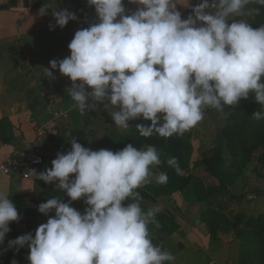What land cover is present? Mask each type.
Instances as JSON below:
<instances>
[{
	"label": "clouds",
	"instance_id": "obj_1",
	"mask_svg": "<svg viewBox=\"0 0 264 264\" xmlns=\"http://www.w3.org/2000/svg\"><path fill=\"white\" fill-rule=\"evenodd\" d=\"M128 2L138 6L131 14L124 0H87L98 22L77 30L70 55L44 68L50 79L56 69L70 78L66 90L81 115L103 105L119 130L142 119L135 125L140 136L168 139L195 128L207 108L226 117V106L250 94L264 107V23L253 28L245 19L260 16L264 0H200L186 19L178 0ZM47 9L61 28L78 19L57 9L54 0L41 15ZM252 117L264 120V111ZM70 143L71 150L58 152L52 167L31 173L87 207L81 213L59 196L49 198L38 211L54 215L34 236L21 235L9 247L27 246L30 264H173L175 256L154 244L150 232V225L159 227L162 208L145 210L139 191L168 181L166 172L154 173L164 162L158 149L128 144L114 152L86 148L76 138ZM166 163L180 172L175 157ZM19 219L12 199L0 191V245Z\"/></svg>",
	"mask_w": 264,
	"mask_h": 264
},
{
	"label": "rangeland",
	"instance_id": "obj_2",
	"mask_svg": "<svg viewBox=\"0 0 264 264\" xmlns=\"http://www.w3.org/2000/svg\"><path fill=\"white\" fill-rule=\"evenodd\" d=\"M245 19L258 28L264 23V10L260 16ZM99 107L85 115L76 109L67 126L57 121L44 145L47 155L56 158L58 152L71 150L75 130L84 131L79 143L86 148L122 150L137 121H130L131 126L121 131L108 110ZM256 111L264 107L252 94L235 107L226 106V117L207 108L203 121L183 135L188 149L182 155L180 174L191 177L192 184L154 201L142 195L145 210L153 205L162 208L157 216L159 227L150 225L151 236L154 244L175 256L173 264H264V232L258 225V220L264 222V120L253 119ZM146 145L150 144L141 147ZM3 175L0 191L12 199L20 219L10 223L11 231L0 245V264H17L22 248H10L8 241L33 232L32 217L44 215L38 211L39 204L53 196L64 202L70 198L36 176ZM70 203L81 213L87 207L83 200ZM171 234H176L172 240Z\"/></svg>",
	"mask_w": 264,
	"mask_h": 264
},
{
	"label": "crops",
	"instance_id": "obj_3",
	"mask_svg": "<svg viewBox=\"0 0 264 264\" xmlns=\"http://www.w3.org/2000/svg\"><path fill=\"white\" fill-rule=\"evenodd\" d=\"M48 2L0 0V163L37 139V128L41 126L45 127V134L40 140L45 145L56 122L71 124L76 110L66 90L72 86L70 78L56 69L52 70L55 79H50L45 77L44 68L50 69V61L54 59L59 61L69 56L68 45L75 32L97 23L98 17L87 0H54L57 9L66 8L78 17L61 28L55 24L51 9L41 15V8ZM178 2L177 10L186 19L192 6L200 0ZM124 3L126 14L138 7L128 0ZM50 24L54 30L50 29ZM59 110H69L68 115L55 119L54 113ZM75 131H82L84 136L83 130ZM45 155L51 156L46 152ZM3 174L0 171V176ZM150 232L153 235L151 229ZM175 235L171 234L170 239Z\"/></svg>",
	"mask_w": 264,
	"mask_h": 264
},
{
	"label": "trees",
	"instance_id": "obj_4",
	"mask_svg": "<svg viewBox=\"0 0 264 264\" xmlns=\"http://www.w3.org/2000/svg\"><path fill=\"white\" fill-rule=\"evenodd\" d=\"M138 123H144V121L140 119V120H137L136 124ZM82 135H83L82 131H75L73 133V138H76L77 142H80ZM145 143L155 146L160 152L161 159L164 162L156 168V172L157 174H159L160 172H166L168 176V181L166 184H158L153 181L152 183L139 189V191L141 192V195H143L145 198H149L154 201L160 196H170L174 194L175 192L192 184L191 177L182 176L180 172L177 173V171L174 168L169 167L168 164L166 163L168 158L175 157L179 162L180 170L184 168V164L182 162V155L185 152H187L188 145L183 136H173L172 138L165 139L157 135L151 138H144L140 136L139 132L134 126L131 131L130 138L127 140L125 147L128 144H133L137 148H140ZM54 159L55 158L51 156L45 157L46 166L50 165L52 160ZM209 163L211 164L210 161ZM209 171L213 175L219 177V175L216 173L214 169L209 168ZM53 215L54 213L49 214V216H53ZM49 216L41 215L37 213L36 215L32 217V221L30 223L33 226V229H32L33 236L35 235V231L37 227L41 225L42 223H46ZM258 225H259V228H261V230L264 232V222H262L261 220H258ZM18 253L19 254L17 258V264H30L28 260L30 249L27 246L22 248V250L19 251ZM2 264H4V262H2Z\"/></svg>",
	"mask_w": 264,
	"mask_h": 264
},
{
	"label": "built area",
	"instance_id": "obj_5",
	"mask_svg": "<svg viewBox=\"0 0 264 264\" xmlns=\"http://www.w3.org/2000/svg\"><path fill=\"white\" fill-rule=\"evenodd\" d=\"M192 14V10L187 16ZM69 110H59L54 113V118L59 119L66 117ZM45 134V127L37 128V139L31 142L28 146L20 148L13 152L7 159L0 163V171L6 175L20 177L22 179H31L35 175L31 173L34 169L37 174L46 169L45 164V148L40 137ZM38 161V162H37Z\"/></svg>",
	"mask_w": 264,
	"mask_h": 264
}]
</instances>
